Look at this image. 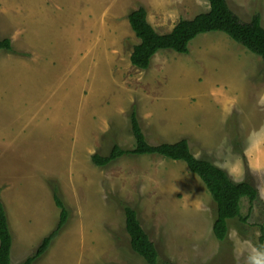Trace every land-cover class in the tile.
<instances>
[{"label": "rangeland", "instance_id": "1", "mask_svg": "<svg viewBox=\"0 0 264 264\" xmlns=\"http://www.w3.org/2000/svg\"><path fill=\"white\" fill-rule=\"evenodd\" d=\"M226 2L242 21L258 14L264 27V0ZM205 5L0 0V38H13V51H0V200L12 236L10 264L34 252L55 227L54 191L66 223L31 264H147L130 248L125 205L136 211L158 264H236L242 247L264 246V176L253 175L246 160L243 181L257 195L251 204L241 198L246 220H228L219 241L212 233L215 203L183 161L124 154L97 166L90 158L114 144L133 147L131 114L149 144L185 139L195 157L210 162L227 145L243 155L249 132L264 126L259 56L209 31L195 36L186 53L159 50L146 69L129 62L138 42L129 11L144 7L152 27L166 33ZM233 230L238 239L229 238Z\"/></svg>", "mask_w": 264, "mask_h": 264}, {"label": "trees", "instance_id": "2", "mask_svg": "<svg viewBox=\"0 0 264 264\" xmlns=\"http://www.w3.org/2000/svg\"><path fill=\"white\" fill-rule=\"evenodd\" d=\"M207 2L211 6L210 10L197 13L190 19H178L166 33H159L152 27L147 20L144 7L139 6L129 11L128 24L138 39L129 54L130 64L139 69H146L153 55L162 49L186 53L189 42L195 36L209 31L223 32L264 61V27L261 25L259 15L252 16L249 21H242L231 11L226 0H207ZM1 50L13 51L9 38H0ZM130 130L133 137L132 148L123 149L114 144L106 155L92 154L91 161L97 166H105L124 154L158 155L163 158L181 160L189 171L200 178L215 203L216 215L212 222V233L217 240L225 239L228 220L233 218L246 220L247 214L242 215L240 212V203L243 197L247 198L250 204L255 200L257 190L251 184L244 181L236 183L225 171L214 167L212 162L195 158L185 139L172 143L149 144L134 114L130 115ZM53 201L58 208L55 227L41 238L34 252L18 264H31L40 257L66 223L67 210L56 191L53 193ZM123 214L124 229L129 237L131 250L142 257L147 264H158L157 250L141 227L136 211L125 205ZM263 237L264 234L261 238ZM11 241L7 217L0 200V264H10Z\"/></svg>", "mask_w": 264, "mask_h": 264}, {"label": "clouds", "instance_id": "3", "mask_svg": "<svg viewBox=\"0 0 264 264\" xmlns=\"http://www.w3.org/2000/svg\"><path fill=\"white\" fill-rule=\"evenodd\" d=\"M199 3L200 0H197ZM206 10H210V4L205 5ZM258 104L264 106V93H261L258 99ZM242 148V154H235L232 146L227 145L224 149V154H217L212 164L214 167L220 168L222 171L227 172L236 183H242L245 177L244 162L247 161V168L250 172L257 176H264V126L253 129L246 137ZM211 155V153H210ZM197 159L200 158V154L197 153ZM179 189H175L178 191ZM260 196L264 199V190H261ZM186 198H189L185 195ZM230 239H238V234L233 230L230 235ZM236 264H240L243 259V264H264V246H256L247 244L238 250L234 257Z\"/></svg>", "mask_w": 264, "mask_h": 264}, {"label": "crops", "instance_id": "4", "mask_svg": "<svg viewBox=\"0 0 264 264\" xmlns=\"http://www.w3.org/2000/svg\"><path fill=\"white\" fill-rule=\"evenodd\" d=\"M0 26H1V27L4 26V23H3L2 21L0 22ZM10 39L13 41V38H12V37H11Z\"/></svg>", "mask_w": 264, "mask_h": 264}]
</instances>
